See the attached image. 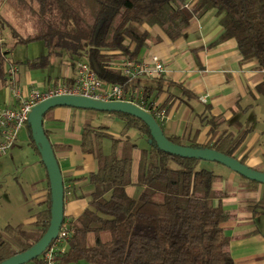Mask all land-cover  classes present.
I'll return each instance as SVG.
<instances>
[{
	"label": "trees",
	"instance_id": "trees-1",
	"mask_svg": "<svg viewBox=\"0 0 264 264\" xmlns=\"http://www.w3.org/2000/svg\"><path fill=\"white\" fill-rule=\"evenodd\" d=\"M3 5L29 22L33 32L19 36L0 14L2 82L12 51L2 37L6 28L15 39L13 47L41 42L47 50L46 55L26 63L31 70L47 68L51 56L66 55L72 65L86 62L93 68V63L104 83L122 85L125 78L117 66L124 60L137 61L142 49L159 41L144 27H157L175 41L210 10L221 17L222 33L215 43L234 39L242 61H256L257 68L264 70V0H0ZM143 80L125 89H142L136 104L162 129L154 113L167 109L171 97L159 108L154 102L171 84L162 78ZM257 91L264 94V82ZM102 114L110 121L119 120L121 132L115 137L109 126H96L89 119L82 124L80 147L93 157L96 170L88 176L92 190L86 195L87 207L77 219L63 220L66 248L58 255L57 264H234L231 239L222 224L234 220L235 215L222 207V200L229 196L226 189L216 187L226 179L199 167L205 162L160 151L139 119ZM206 123L211 125L209 141L189 147L237 159L250 129L222 117L211 116ZM105 139L111 141L108 154L103 151ZM168 140L184 146L177 139ZM140 141L145 147L139 146ZM135 150L140 158L133 182ZM238 177L249 190L259 185ZM133 186L141 188L136 199L126 192ZM262 187L261 198L245 205L253 218L264 216ZM46 205L31 226L7 225L0 230V263L25 252L44 235L50 222L51 198ZM27 264L46 263L42 255Z\"/></svg>",
	"mask_w": 264,
	"mask_h": 264
},
{
	"label": "crops",
	"instance_id": "crops-1",
	"mask_svg": "<svg viewBox=\"0 0 264 264\" xmlns=\"http://www.w3.org/2000/svg\"><path fill=\"white\" fill-rule=\"evenodd\" d=\"M220 19L215 10H210L175 41L170 40L157 27H144L159 41L149 48L142 49L138 61L151 62L153 57L158 58L164 66L162 81L171 84L167 92H161L154 102V107L159 108L169 95L171 97L169 107L163 109L165 119L160 122L166 137L177 139L184 146L192 143L202 146L211 137V125L206 123L209 117H222L227 122L239 121L243 127L250 129L244 145L247 142L249 152H253L243 151V146L237 154V160H246L248 167L263 172L264 94L258 93L257 88L264 82V72L257 68L256 61H242L234 39L215 43L222 33ZM8 57L4 68L6 78L3 82L0 80V107H17L18 100L14 97V92L25 96L31 89L45 90L75 77V67L72 63L69 65V73L59 71V75L54 76L43 72L48 67L36 70L27 67V62L37 58L27 59L22 63L14 62ZM51 57L60 60L62 68L67 66L64 58ZM12 67L17 71L8 75ZM144 80L143 82H147ZM133 92L140 96L142 89H135ZM84 119H90L92 122L100 119L110 120L99 112L68 107H57L48 111L43 120L44 131L53 147L62 174L66 222L77 219L87 207L86 195L92 190L88 176L96 170L93 157L83 153L80 147ZM103 123L101 125H106ZM259 125H262V129ZM19 137H22V140ZM21 143L28 149L20 147ZM139 158L140 152L135 150L132 156L133 182L136 181ZM17 165H20L19 173ZM32 169L36 170V176L38 173L37 179L31 173ZM226 171L221 175L226 182L217 184L216 187L226 189L229 196L222 200V207L235 215L234 220L222 224L231 239V257L234 264H264V216L253 218L251 213L245 210L247 202H257L261 198L263 187L258 185L249 190L237 174ZM15 173L21 180L20 184L18 179H15L18 193L16 223L13 224L14 221L8 217L7 220H11L6 221L4 227L19 224L31 226L36 222L37 214L47 207L50 183L28 126L18 133L10 152L0 156L1 178L14 176ZM134 187L126 189L129 196L135 193ZM9 199L4 200L0 206L3 217L13 214L14 209Z\"/></svg>",
	"mask_w": 264,
	"mask_h": 264
},
{
	"label": "water",
	"instance_id": "water-1",
	"mask_svg": "<svg viewBox=\"0 0 264 264\" xmlns=\"http://www.w3.org/2000/svg\"><path fill=\"white\" fill-rule=\"evenodd\" d=\"M92 65L93 70L97 74V67L93 63ZM57 107L132 116L145 124L152 140L160 151L184 159L215 163L248 181L264 185V172L256 171L235 158L226 156L215 150L180 146L169 141L155 118L135 104L129 102H102L74 96L52 98L36 105L29 114L27 123L32 140L41 157V162L47 171L50 183L51 209L49 226L36 244L25 252L14 255L0 264H27L32 262L42 256L51 243L57 239L62 227L64 220V184L53 147L43 127L46 113Z\"/></svg>",
	"mask_w": 264,
	"mask_h": 264
},
{
	"label": "built area",
	"instance_id": "built-area-1",
	"mask_svg": "<svg viewBox=\"0 0 264 264\" xmlns=\"http://www.w3.org/2000/svg\"><path fill=\"white\" fill-rule=\"evenodd\" d=\"M118 68L125 78L122 85L104 83L88 63L80 62L76 65L75 77L70 83L51 86L45 90L31 89L25 96L20 92H14V97L18 100L17 107H0V156L10 152L18 133L27 126L32 109L41 102L57 97L74 96L102 102H129L137 105L139 95L133 90H126L125 87L131 88L137 80L158 79L164 74L163 64L155 57L151 62L124 60ZM16 71V68L12 67L8 75H13ZM154 114L159 122L165 119L163 110H156ZM66 237V229L61 228L54 244L43 254L46 264H57L58 255L64 252Z\"/></svg>",
	"mask_w": 264,
	"mask_h": 264
},
{
	"label": "rangeland",
	"instance_id": "rangeland-1",
	"mask_svg": "<svg viewBox=\"0 0 264 264\" xmlns=\"http://www.w3.org/2000/svg\"><path fill=\"white\" fill-rule=\"evenodd\" d=\"M0 14L10 23V25L14 28V30L16 31V33L19 36L25 37L29 34H32L33 30L31 28V24L29 22H27L24 18L20 17L19 15L14 14V12H12L6 6H4V5L0 6ZM214 20H216V19L214 18ZM2 37L7 44L8 50H12L11 54L9 55L8 58L10 60H13L14 62L22 61V63H23L27 59L39 58V57L47 54V50L44 48V46L41 42H33V43H30L27 45H17L15 47H13V44L15 43V39L13 38L10 30H8L7 28L4 30ZM61 57L64 58L63 61L65 64H67V66H64L62 68L61 61L55 57H51L50 58V64H49L48 68L43 70V72H49L51 75H54V76L59 75V71H65V72L69 73L71 71V68L69 67V65H71V60L66 55H63ZM77 63H80V62H76L74 64L75 70H76ZM81 63H86V62H81ZM5 66H6V64H5ZM84 120H86V119H84ZM102 122H104L106 124L104 126H109V128H110L109 133L110 134H112L115 137L119 136V134L121 132V128H122V123L119 120H114V121H110V120L104 121L101 119H100V121H98V120L94 121L93 120V123L96 126H101ZM259 127L262 129V125H259ZM19 139L22 140V137H19ZM246 144H247V142H246ZM246 144L244 145V143H243V146H244L243 151H245V152L248 151V153H252L253 150H251L249 152L248 146ZM139 146L143 148V147H145V143L140 141ZM20 147H23V149H25V150L28 149V147L27 146L24 147V144H22V143L20 144ZM110 149H111V141L109 139H105L103 141L104 153L108 154L110 152ZM253 149H254V147H253ZM27 154L29 155V152H27ZM31 158L32 157H30V161L33 162ZM242 163L247 166L246 160H242ZM199 167L205 168L209 171H213L214 173H216L218 175H223L224 173L227 172L226 170H228L221 165H218L215 163H209V162L201 163L199 165ZM17 168H18L17 172L19 173L21 171L20 165H17ZM36 170H37V168H36ZM36 170L32 169L31 173H33L34 176H36ZM13 171H15V169H13ZM133 174H134V171H133ZM37 177H38V173H37V176L35 179H37ZM15 179H16V181L18 179L19 183L21 182L20 177L18 176L17 173H15L14 176L13 175H7V176H3L2 178L0 176V206L3 205L4 200H6L7 198H10L9 199L10 204L12 203V206L14 209L13 214L15 213V215L12 214L10 216H4L3 217L2 216L3 213L1 212L2 209H0V229L3 228L4 225H6L5 222L8 220L12 219V221H14L12 223L13 224L16 223V217H17L16 211L18 208L16 206L17 205L16 200H18L17 199L18 193L16 191L17 182L15 181ZM134 188L136 189V191L133 194V196H130V197L136 199L139 196V194L141 193V188L136 187V186ZM6 190H7V192H6ZM12 190H13V192H12ZM14 198H15V200H13ZM8 217L11 219L7 220ZM259 220H260V218L258 217V221ZM63 248H65L64 245H63ZM79 264H87V263L85 261H82Z\"/></svg>",
	"mask_w": 264,
	"mask_h": 264
}]
</instances>
